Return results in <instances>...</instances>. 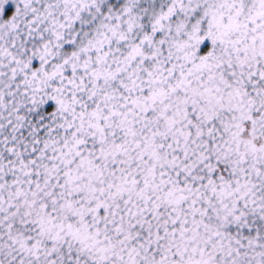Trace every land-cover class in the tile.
<instances>
[{"label": "snow or ice", "instance_id": "obj_1", "mask_svg": "<svg viewBox=\"0 0 264 264\" xmlns=\"http://www.w3.org/2000/svg\"><path fill=\"white\" fill-rule=\"evenodd\" d=\"M0 264H264V0H0Z\"/></svg>", "mask_w": 264, "mask_h": 264}]
</instances>
